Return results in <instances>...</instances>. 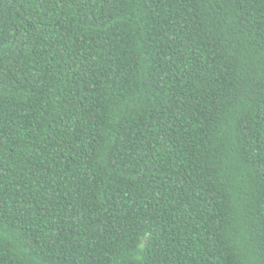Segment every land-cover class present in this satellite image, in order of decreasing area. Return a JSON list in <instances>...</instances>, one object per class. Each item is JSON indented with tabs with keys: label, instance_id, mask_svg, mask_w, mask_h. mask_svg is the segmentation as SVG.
<instances>
[{
	"label": "trees",
	"instance_id": "obj_1",
	"mask_svg": "<svg viewBox=\"0 0 264 264\" xmlns=\"http://www.w3.org/2000/svg\"><path fill=\"white\" fill-rule=\"evenodd\" d=\"M0 264H264V0H0Z\"/></svg>",
	"mask_w": 264,
	"mask_h": 264
}]
</instances>
